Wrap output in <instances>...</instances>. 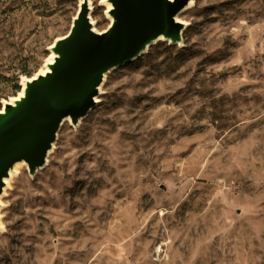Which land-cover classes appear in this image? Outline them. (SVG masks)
<instances>
[{
  "label": "rangeland",
  "instance_id": "obj_1",
  "mask_svg": "<svg viewBox=\"0 0 264 264\" xmlns=\"http://www.w3.org/2000/svg\"><path fill=\"white\" fill-rule=\"evenodd\" d=\"M84 1L0 0V111ZM89 1L103 32L112 2ZM192 1L179 42L110 71L20 166L0 264H264V0Z\"/></svg>",
  "mask_w": 264,
  "mask_h": 264
},
{
  "label": "water",
  "instance_id": "obj_2",
  "mask_svg": "<svg viewBox=\"0 0 264 264\" xmlns=\"http://www.w3.org/2000/svg\"><path fill=\"white\" fill-rule=\"evenodd\" d=\"M110 25L92 29L86 1L70 31L55 41L49 73L37 75L23 96L0 111V195L18 162L30 172L42 167L62 121L76 124L94 105L97 88L115 68L139 58L156 41H180L178 14L189 0H111Z\"/></svg>",
  "mask_w": 264,
  "mask_h": 264
},
{
  "label": "bare ground",
  "instance_id": "obj_3",
  "mask_svg": "<svg viewBox=\"0 0 264 264\" xmlns=\"http://www.w3.org/2000/svg\"><path fill=\"white\" fill-rule=\"evenodd\" d=\"M106 0H102L101 2L102 3H105ZM172 1V0H170ZM193 4V1L191 0L188 4V7L192 6ZM106 13L109 12L112 7L110 6V4H106ZM88 7L89 9L91 8V5H90V1L88 0ZM177 22H182L180 21L178 18H176ZM90 23L92 24V20H90ZM183 23V22H182ZM94 30V29H93ZM159 40H164L162 37L159 38ZM52 48V47H51ZM56 58V54H54L53 52L49 55V57L46 59V62L45 64L43 65V67L38 71L37 74H34L31 78H26V77H23L22 80H21V89L20 91L18 92L17 96L15 97H11L9 99L8 102H10L11 104L13 102H15L16 100L20 99L22 96H23V92L26 88V85L33 79L35 78L37 75L39 76H44L45 74L49 73V65L53 64L54 63V60ZM97 100V99H95ZM4 103H7V101H4ZM64 121H69V118H65ZM24 165V162H18L16 164L13 165V167L9 170V173H8V177L5 178L3 180V190H2V194L4 195V191L10 186V183L12 181V179L18 174V171L20 169V166ZM3 195H0V229L3 227L2 225V221H1V210H2V207H3V203H2V196Z\"/></svg>",
  "mask_w": 264,
  "mask_h": 264
},
{
  "label": "trees",
  "instance_id": "obj_4",
  "mask_svg": "<svg viewBox=\"0 0 264 264\" xmlns=\"http://www.w3.org/2000/svg\"><path fill=\"white\" fill-rule=\"evenodd\" d=\"M15 89L18 90L19 89V86H15Z\"/></svg>",
  "mask_w": 264,
  "mask_h": 264
}]
</instances>
